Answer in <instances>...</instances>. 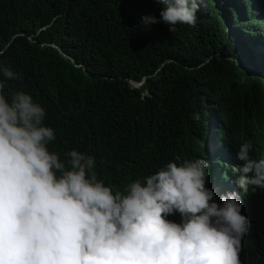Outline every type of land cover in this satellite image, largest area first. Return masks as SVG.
I'll return each mask as SVG.
<instances>
[{
    "label": "trees",
    "instance_id": "1",
    "mask_svg": "<svg viewBox=\"0 0 264 264\" xmlns=\"http://www.w3.org/2000/svg\"><path fill=\"white\" fill-rule=\"evenodd\" d=\"M208 1L195 26L170 33L142 25L144 15L159 17L154 0H0V64L19 77L5 81L4 94H30L56 132L50 151L94 157L114 190L177 157L206 159L209 188L236 184L241 143L264 159V57L240 38L254 31L253 6L246 15L234 0ZM216 159L229 177L212 176ZM237 194L250 223L240 264H264V189Z\"/></svg>",
    "mask_w": 264,
    "mask_h": 264
},
{
    "label": "clouds",
    "instance_id": "2",
    "mask_svg": "<svg viewBox=\"0 0 264 264\" xmlns=\"http://www.w3.org/2000/svg\"><path fill=\"white\" fill-rule=\"evenodd\" d=\"M234 1L246 15L248 5L256 11L250 24L259 37L240 33L253 55L260 53L254 47L264 45V0ZM154 2L159 17L144 15L142 25L163 23L170 33L196 25L197 0ZM0 75V264H240L250 223L237 190L264 189V159L252 157L251 141L237 150L238 188L228 179L222 190L207 187L208 161L177 157L114 190L98 177L94 157L50 151L57 136L45 108L23 91L9 101L5 81L19 77L3 64ZM224 172L225 165L217 174ZM174 215L179 223L169 219Z\"/></svg>",
    "mask_w": 264,
    "mask_h": 264
},
{
    "label": "rangeland",
    "instance_id": "3",
    "mask_svg": "<svg viewBox=\"0 0 264 264\" xmlns=\"http://www.w3.org/2000/svg\"><path fill=\"white\" fill-rule=\"evenodd\" d=\"M246 1H248V0H245L244 2H246ZM197 2H198V4H199V6L200 5H202V6H205L206 4H208V0H197ZM252 3L254 4V2L252 1ZM254 6H255V4H254ZM257 15V14H256ZM263 17V16H262ZM264 18V17H263ZM243 20H241V22H240V24L239 25H237L236 27H241L242 25H243V22H242ZM252 27H253V25L252 24H250ZM254 26H256V24H254ZM253 29H254V31L253 32H251V34H252V36H255V37H259V34L256 32L255 33V28L253 27ZM264 30V29H263ZM243 37L244 38H246L247 37V34H245V35H243ZM243 37H242V35H241V41L242 42H244L245 43V45H246V42L244 41V39H243ZM263 38H264V36H263ZM246 47L249 49V47L246 45ZM254 48H256L257 50H261V52L259 53V52H256L255 51V54H257L258 55V57H257V60L259 59L260 60V58L261 57H264V45H263V47L262 48H260L259 49V47H254ZM249 52H250V54L251 55H253L254 54V51L253 50H251V49H249ZM236 64H239L238 62H236ZM254 69V71H258L256 68H253ZM259 73V72H258ZM217 145L213 142V143H211V147H212V149H215V147H216ZM210 164H211V167L214 169V170H216V172H215V174H217V172H220V170H221V167L223 166V164H219V165H217V164H215L213 161H211L210 160ZM228 170V167H226V165H225V174H227V171ZM226 178L224 179V181L222 182V183H225L226 181ZM234 186H235V188H238V186H237V184H234ZM215 192V191H214Z\"/></svg>",
    "mask_w": 264,
    "mask_h": 264
}]
</instances>
